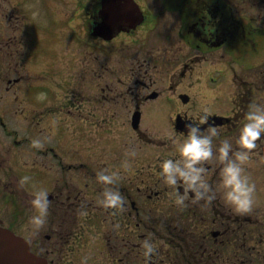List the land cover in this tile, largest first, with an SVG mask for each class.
<instances>
[{
  "label": "flooded vegetation",
  "instance_id": "1",
  "mask_svg": "<svg viewBox=\"0 0 264 264\" xmlns=\"http://www.w3.org/2000/svg\"><path fill=\"white\" fill-rule=\"evenodd\" d=\"M104 1L8 0L6 90L22 94L24 122L58 121V140L71 122L83 141L30 146L40 154L33 176L51 201L39 236H23L31 251L46 264H81L84 257L87 264H264V160L247 167L259 194L247 216L219 197L179 210L169 197L173 189L158 176L159 164L176 155L170 134L198 123L202 106L210 109L209 123L222 127L214 144L228 139L235 146L247 106L264 104V0H134L142 20L130 26L125 11L105 12ZM244 58L251 61L237 65ZM7 101L11 107L18 97ZM2 132L31 144L43 130L31 129L28 137L27 129ZM258 144L264 156V137ZM130 145L137 154L125 170ZM208 167L215 187L220 166ZM101 168L122 176L116 187L126 211L115 217L95 205L104 187L95 179ZM1 197L5 219L12 208L9 227L26 224L31 197H22V210L11 191ZM81 203L84 218L77 214ZM0 227L8 229L1 218ZM149 236L158 253L146 261L140 242Z\"/></svg>",
  "mask_w": 264,
  "mask_h": 264
},
{
  "label": "clouds",
  "instance_id": "2",
  "mask_svg": "<svg viewBox=\"0 0 264 264\" xmlns=\"http://www.w3.org/2000/svg\"><path fill=\"white\" fill-rule=\"evenodd\" d=\"M210 109L202 106L196 115V122L185 123V131L171 133L169 139L175 149V157L164 159L159 164L158 176L162 182L173 189L169 193L172 203L184 210L189 205L203 202V206H210L218 197L223 204L238 216L253 214L256 208L257 186L251 179L247 167L254 163V158L264 160L260 154V144L264 137V104L250 103L244 113L241 127L233 143L224 139L218 146L214 141L220 137L222 127L214 122L209 123ZM50 137L36 138L31 141L33 149L42 150ZM135 146L125 148L126 159L121 162L125 170L130 168L129 160L135 158ZM219 164V179L213 187L209 182L211 162ZM29 176H23L18 181L24 187L30 181ZM96 182L103 185V190L96 195V207L115 217L126 211L127 201L116 185L122 180L119 169L101 168L96 173ZM49 193L43 188H35L30 193L28 201L31 215L27 223L22 226L28 237L39 236L48 222L51 201ZM77 214L87 217V205L81 203ZM120 228L119 223L113 224V230ZM163 244V241L159 242ZM142 255L150 261L158 253V244L149 236L140 242ZM88 257H84L81 264H87Z\"/></svg>",
  "mask_w": 264,
  "mask_h": 264
},
{
  "label": "rangeland",
  "instance_id": "3",
  "mask_svg": "<svg viewBox=\"0 0 264 264\" xmlns=\"http://www.w3.org/2000/svg\"><path fill=\"white\" fill-rule=\"evenodd\" d=\"M37 0H30V2H36ZM30 10L36 11V6L34 4L29 5ZM260 16V13L258 14ZM33 17H36L34 14ZM33 21L35 23L38 22L37 18H33ZM6 38L8 39V0H0V42H2V49H0V106H4L2 109L6 111H0L2 114H0L1 120L5 124V130H15L18 132H22L23 130L27 129L26 137L29 136L31 129L38 130L42 129L43 132L41 134H36V138H46L50 137V141L46 142L44 147H49V145H52L53 147L56 145H61L62 147H74L76 144H83V141L80 140V133L77 129H74V125L71 122H66L65 125L68 126L67 133L61 137L59 140L56 139L53 132H56L58 121H53L49 118H42L40 120L38 117L32 121V122H24L23 118H21L19 114V110L22 113V94L21 96H18L13 94L12 91L8 92L6 90V87L8 86L7 80H8V73L6 70L7 67V48L5 46ZM260 57V56H259ZM221 59V65L224 64V59ZM251 60L247 58V60L243 61V65L248 64ZM211 64V62L209 63ZM237 65H242L241 62H238ZM33 72V71H30ZM12 90H16L15 87ZM8 96L10 97H18V101L13 106L9 107L8 102L6 104H3V100H8ZM1 108V107H0ZM40 122V124H37V122ZM3 129L0 126V218L2 220L3 226H10V222L12 220L11 214H12V208L11 206H8V219L4 218L5 208L3 204L1 203L5 194L14 193L16 197H18V206L22 210V203L23 199L22 197H30V193L35 188H39V184L37 183L36 177L33 176V174L37 173V163L40 159V154H34L31 150V147L29 145H21L20 147H13L10 138H5L3 136ZM52 133V134H49ZM17 139L22 140L20 137H22L18 133ZM55 146V147H56ZM45 148V149H46ZM52 159H48L47 162H50ZM52 164V163H50ZM23 176H29L31 179L28 184H26L24 187H21L18 183L21 177ZM83 182V181H82ZM259 194L256 192V196ZM9 197V196H8ZM19 209V208H17ZM28 217L31 215V211L29 210L27 212ZM25 225L24 223H21L17 225L15 228H12L13 231H16L22 236H26L27 233L22 230V226Z\"/></svg>",
  "mask_w": 264,
  "mask_h": 264
},
{
  "label": "water",
  "instance_id": "4",
  "mask_svg": "<svg viewBox=\"0 0 264 264\" xmlns=\"http://www.w3.org/2000/svg\"><path fill=\"white\" fill-rule=\"evenodd\" d=\"M0 253H2L0 264H45L29 251L22 238L15 236L9 230L8 233L0 231Z\"/></svg>",
  "mask_w": 264,
  "mask_h": 264
}]
</instances>
